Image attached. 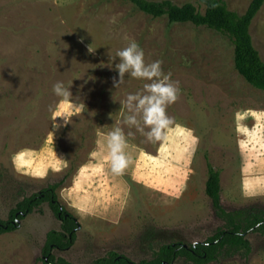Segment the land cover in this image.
<instances>
[{
    "label": "rangeland",
    "instance_id": "374dc122",
    "mask_svg": "<svg viewBox=\"0 0 264 264\" xmlns=\"http://www.w3.org/2000/svg\"><path fill=\"white\" fill-rule=\"evenodd\" d=\"M225 1L240 14L250 2ZM250 33L264 60V4ZM126 37L141 44L147 62L163 60L164 71L180 81L182 93L168 112L198 143L193 152L190 137H175L163 167L140 162L122 177L81 174L101 132L120 122L119 101L143 84L126 76L125 84L114 86L117 72L115 62L109 68V56L126 46ZM56 81L73 82V97L86 107L53 136L49 109L59 101L52 92ZM257 110H264V90L236 70L234 45L216 30L169 23L126 0H0V219L7 220L24 198L57 184L58 202L78 228L69 248L51 250L54 258L93 264L115 252L139 262L152 259L165 244L204 241L225 226L205 191L209 169L219 172L224 209L264 212V195L246 196L240 185V142L255 136L246 117ZM142 140L137 134L133 146L156 155L158 145ZM25 148L46 158L41 165L46 175L16 169L13 155ZM54 162L60 171L49 166ZM18 222L17 229L0 233V264H44L47 234L61 231L62 221L44 201ZM246 239L247 256L220 254L205 264H264V233L249 232ZM172 264L190 263L180 257Z\"/></svg>",
    "mask_w": 264,
    "mask_h": 264
},
{
    "label": "trees",
    "instance_id": "16d2710c",
    "mask_svg": "<svg viewBox=\"0 0 264 264\" xmlns=\"http://www.w3.org/2000/svg\"><path fill=\"white\" fill-rule=\"evenodd\" d=\"M133 3L139 10L154 18L166 17L169 23H192L205 26L227 36L234 45V66L244 79L254 87L264 90V60L253 43L250 26L261 10L264 0H250L247 9L240 14L228 8L225 0H197L175 4L171 0H126ZM204 7V11L199 9ZM53 184L38 193L24 198L10 211L7 220L0 219V233L15 230L19 227V219L31 212L35 206L47 201L62 221V230L48 232L43 247L44 264H72L65 258H54L51 250H65L75 240L78 222L58 202ZM205 191L211 198L216 213L225 221L223 228L217 229L204 241H199L196 247L182 242L165 244L159 248L154 257L149 260L135 262L125 255L110 252L107 256L96 259L93 264H172L177 258L183 257L190 264H205L216 260L220 254L233 255L241 253L245 256L251 250L246 239L249 232L260 230L264 233V224L257 227L258 222H264V212L243 213L240 210L227 211L220 202L219 172L209 169ZM243 233V235H237Z\"/></svg>",
    "mask_w": 264,
    "mask_h": 264
},
{
    "label": "clouds",
    "instance_id": "9594fccd",
    "mask_svg": "<svg viewBox=\"0 0 264 264\" xmlns=\"http://www.w3.org/2000/svg\"><path fill=\"white\" fill-rule=\"evenodd\" d=\"M111 22L115 23L116 18L113 17ZM125 39L126 46L117 49L114 57L109 56L112 61L109 68H113L115 62L114 70L117 72V76L113 77L114 86L119 88L125 84L126 76L142 81L143 84L140 89L127 92L119 101L122 108L120 122L107 132H101L97 149L89 154V163L81 167V174L90 171L93 175L122 177L140 162H144L146 166L163 167L164 162L172 156L175 137H190L193 152L198 143V137L168 112L182 93L180 81L174 80L171 72L164 71L163 60L147 62L145 51L137 40L130 37ZM72 83L66 85L64 81H56L52 86L53 94L59 98L58 103L49 109L53 117V136L56 129L70 124L72 118L86 107L81 102L83 100L73 97ZM236 115L239 119L240 113L237 112ZM56 118H62L63 123L58 124ZM137 134L143 137L141 143L158 145L156 155L133 146L132 141ZM12 159L16 169L25 175H46L37 164L36 153L32 149H21ZM55 170L60 171L59 168ZM262 224L264 222H258L256 226L260 227ZM198 243V240H194L192 246L196 247Z\"/></svg>",
    "mask_w": 264,
    "mask_h": 264
},
{
    "label": "crops",
    "instance_id": "0c3cea01",
    "mask_svg": "<svg viewBox=\"0 0 264 264\" xmlns=\"http://www.w3.org/2000/svg\"><path fill=\"white\" fill-rule=\"evenodd\" d=\"M255 113L249 114L246 118L251 119L252 125L249 126L250 131H255V136L249 139L246 135L242 138L239 148V160L241 181L240 185L246 196H253L254 194L264 195V157L255 158L259 152L264 150V110L254 111ZM246 124H243L245 127ZM261 132L259 136L258 133ZM258 139H260L258 141ZM262 146L259 147V145ZM46 159V158H45ZM45 159H37L40 166L44 164ZM53 168L58 167V163H48ZM35 166V165H34ZM41 169L44 170L41 166Z\"/></svg>",
    "mask_w": 264,
    "mask_h": 264
}]
</instances>
